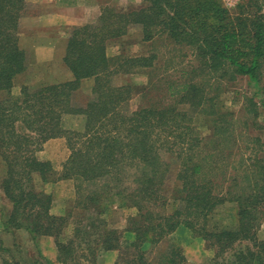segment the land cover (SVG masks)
Wrapping results in <instances>:
<instances>
[{"label": "trees", "instance_id": "16d2710c", "mask_svg": "<svg viewBox=\"0 0 264 264\" xmlns=\"http://www.w3.org/2000/svg\"><path fill=\"white\" fill-rule=\"evenodd\" d=\"M24 2L0 0V92L7 94L0 101V157L6 170L0 188L10 204L8 210L1 207L0 228L26 230L38 252L42 238L53 239L54 260L41 252L30 264H100L99 254L120 251L123 242L127 256L120 254L114 264H187L179 244H170L150 262L145 256L146 244L170 241L178 230L200 236L212 251L201 264H264V239L258 234L264 220V125L258 121L264 115V0H245L236 16L217 0H141L127 10L106 6L97 22L70 32L63 62L73 79L24 85L15 97L14 78L26 71L18 45ZM134 26L141 28L142 44L153 47L163 38L182 50L176 66L166 65L161 89L155 81L158 55L125 51L129 43L124 40ZM114 43L120 54L109 56ZM118 74L147 78L139 110L125 108L136 85H114ZM88 78L94 79V97L80 104L74 94ZM223 79L246 80L261 101L239 94L244 97L240 107L225 109L219 95ZM155 91L161 97L147 104L145 97ZM65 114L84 118L81 132L69 130L78 138L67 139L72 153L61 174L74 179L83 195L76 203L86 207L83 219L71 220V211L51 215L50 197L34 184V174L47 182L51 172L35 152L48 139L67 135ZM197 115L204 117L205 135L193 123ZM172 165L178 170L170 198L177 206L168 213L166 181ZM117 187L114 197L134 210L122 231L104 219L110 208L104 205L106 190ZM226 204L233 205L231 223L216 219L211 224ZM1 264L20 263L2 259Z\"/></svg>", "mask_w": 264, "mask_h": 264}, {"label": "rangeland", "instance_id": "374dc122", "mask_svg": "<svg viewBox=\"0 0 264 264\" xmlns=\"http://www.w3.org/2000/svg\"><path fill=\"white\" fill-rule=\"evenodd\" d=\"M218 2L221 3L222 7H224L230 15L236 16L237 13L239 12V6L245 2V0H236L235 3L231 5H226L222 0H217ZM114 2H120L122 3V0H115ZM122 5V4H121ZM121 5L115 4L113 7L120 9ZM248 14H253L252 12L245 10V15ZM132 29L131 32L129 33V36L125 38V42L129 43V45L125 48V51L129 54H151L152 52L156 55H158L157 63H159L160 68L158 71L155 72L156 75V82L158 83V89L163 88L164 81L160 80L161 77L165 78L167 76H164L163 73L165 71L166 65L170 66H176L178 63L177 61H180L182 57V50L180 48H177V46L170 45L168 41H164L163 38L157 39L158 41L154 43V46L151 47L149 43H144L142 44L140 41V38L142 36L141 33V28ZM117 46L119 47L118 44H110L109 48L107 50L108 53H111L112 51L114 54H110L111 56H116L120 54V51L117 53ZM153 48H156L155 50ZM116 51V52H115ZM186 52V49L183 50V53ZM117 53V54H115ZM109 55V56H110ZM174 57V61H168ZM65 66V65H64ZM43 67V66H42ZM42 71L40 66H37L32 70L28 71L26 68V71L17 75L14 78L13 81V89L11 90V94L14 95L15 97L19 96L21 94V87L26 85L29 87L37 88L40 86L47 85L49 80H44L41 78V73ZM126 74H118L112 79V82L114 85H121L125 86L127 83L129 84H134L136 87L133 89V94L132 98L129 99L127 104L125 105V108L130 111H137L140 109L139 106H141L142 103H145L142 100L143 95H140V90L144 88L147 84V78L142 75V74H135L132 75L130 74L129 76H125ZM163 75V76H162ZM162 78V79H163ZM225 79H228L227 76H225ZM225 79L221 80L222 85V90L219 93L220 98L223 102V106L227 110H235L240 107L241 102L244 100V97L240 98L239 94H246L247 97L249 96H254V102L258 103L261 100L259 99L258 95H254V88L249 87L246 83V80H238L236 83L234 82H227ZM168 80V78H167ZM165 80V82L167 81ZM110 82V84L112 83ZM94 85V84H93ZM264 87V78H263V83ZM93 88V86H92ZM92 88L89 86V89H86L85 91L82 90H77L76 93L74 94V100L77 102H81L82 104L89 102L93 99L94 95L92 93ZM154 92V91H153ZM238 97V99L236 98ZM160 93L155 91V93L150 94L149 97H145V101L148 104V101H157L159 99ZM262 99H264V94L261 96ZM7 98V94L5 91L0 92V101H3ZM151 98V99H150ZM165 106L170 105V103L166 104L164 103ZM80 106V105H76ZM161 108V107H157ZM83 116L80 115H71V114H65L62 116V126L63 128L67 131L66 136H61L57 138H50L48 139L44 145L42 150H36L35 152V157L40 160V161H45L50 164V169L51 172L47 173V182H43L42 178L38 174H34V184L35 187L38 191L44 192L50 197V207H49V212L51 215L55 216H64L67 214V211H71L72 216L70 217L71 220H74V217H78V219H83V214L85 213L86 207H82L79 205H76L78 201L83 200V195L82 193H79L78 187H76V182L74 179L71 178H66L65 175L62 174L63 170V163L71 156V148L69 144L67 143V139H70L72 141H77V138L75 135H72L70 131H75V132H81L83 129ZM82 120V121H81ZM183 120V119H182ZM258 121L260 124L264 125V115L261 114L259 115ZM195 127H197L201 135L202 134H207L208 133V128L205 126V120L203 116L197 115L193 121ZM261 130L259 129V132ZM261 138L264 141V130L260 132ZM32 147H37L36 145H31L29 147L30 149ZM164 160H168L169 162H172L170 160L171 158L168 156L163 157ZM166 160V161H167ZM178 167L176 165H172L170 167V174L168 176V179L166 181V186L168 193L165 195L169 199V204L166 206V212L170 213L173 211L177 203L170 198V190L173 188L175 184V176L177 173ZM5 164L3 160L0 157V184L1 181L5 175ZM53 180V181H52ZM109 186V185H108ZM1 187V186H0ZM110 188H113V185L109 186ZM123 187V186H122ZM121 189V187H120ZM118 190L115 188V190L107 191V195H105L106 200L104 201V205H109V210L106 216H104L105 223L108 224L110 227L117 229L118 231H122V229L127 227V220L130 216L134 214V210H130L127 205L123 204V201L120 200L119 197H114V193ZM122 190V189H121ZM0 193H2L1 188H0ZM87 201L85 202V205H87ZM1 207H4L5 210L9 209L10 204L7 202L6 199L0 198V215H1ZM160 208H158V211ZM93 212V211H91ZM96 215V213H94ZM83 216V217H82ZM234 212H233V205L226 204L223 208H219V212L217 215H215L214 219L211 221V224L214 221H217L221 223L222 225H226L231 223V219L234 217ZM217 219V220H216ZM218 223V224H219ZM210 224V225H211ZM263 229H260L264 233V220L262 222ZM181 230V229H180ZM69 235V231H65ZM3 240L0 238V246L7 248L8 251H3L0 250V264L2 259L5 260H15L18 261L20 264H27L23 262V259H27L28 257L25 256V253L29 250L33 251V243L30 241L28 238H24V236L16 237L14 235H8V236H1ZM63 237H66L64 234ZM122 241H124V238H122ZM170 244H179V247L182 250L183 256L185 257L187 264H201L203 261L206 259L211 258L212 256V251L208 250L206 247L205 242L202 240L200 236H194L187 230H182L178 232H175L171 236V240L168 241V239H164L161 243L159 244H151L150 247L149 245L146 244L148 247L145 252V256L147 258V261L150 262V259H154L157 253L161 250L166 249ZM40 251L39 254L42 252V254L48 258H51L54 260L56 257V248L53 242L52 238H42L40 240V244L38 245ZM126 243H122V248L121 252L120 251H115L111 253H104V254H99L98 256V263L100 264H114V261H116L117 257H120V254H122L126 258L127 255L124 253L127 252L126 250ZM38 248H36L37 250ZM134 252V251H133ZM36 253V251H34ZM127 261V260H126Z\"/></svg>", "mask_w": 264, "mask_h": 264}, {"label": "crops", "instance_id": "0c3cea01", "mask_svg": "<svg viewBox=\"0 0 264 264\" xmlns=\"http://www.w3.org/2000/svg\"><path fill=\"white\" fill-rule=\"evenodd\" d=\"M24 1V8L18 22V45L24 52L27 70L32 71L36 65L40 66L42 69L40 71L41 78L52 80L48 84H59L73 79L71 72L64 66L63 58L70 32L74 27L94 24L102 14V8L106 6L113 7L115 4H119V6L122 4L119 10H127L141 5V0H122V3L114 2L115 0ZM135 27L139 28V26H134L129 33L132 29H136ZM116 49L118 53L120 48L117 46ZM108 51V55L114 54L113 51L111 53H108ZM93 84V78L83 79L79 90L85 91L89 89V86L92 88ZM80 104L82 103L80 102ZM0 196H2V193H0ZM260 229H263L262 225ZM258 234L260 238L264 239L263 231L259 230ZM8 235L16 237L20 235L32 241L33 251L28 250L25 253L28 258L23 259L24 263H34L39 259L37 246L26 230L17 229L4 232L0 228V238L2 240L1 236Z\"/></svg>", "mask_w": 264, "mask_h": 264}, {"label": "built area", "instance_id": "2783aa9c", "mask_svg": "<svg viewBox=\"0 0 264 264\" xmlns=\"http://www.w3.org/2000/svg\"><path fill=\"white\" fill-rule=\"evenodd\" d=\"M226 5H231L236 2V0H222Z\"/></svg>", "mask_w": 264, "mask_h": 264}]
</instances>
